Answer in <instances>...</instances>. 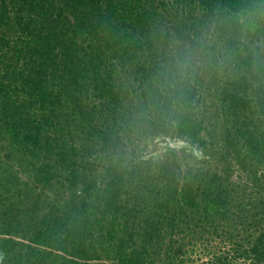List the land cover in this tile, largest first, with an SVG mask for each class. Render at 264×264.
<instances>
[{
    "label": "trees",
    "instance_id": "1",
    "mask_svg": "<svg viewBox=\"0 0 264 264\" xmlns=\"http://www.w3.org/2000/svg\"><path fill=\"white\" fill-rule=\"evenodd\" d=\"M199 44L209 45L203 47L208 67L199 60ZM118 68L139 83L140 92L153 93L157 102L173 93L163 105L147 104L160 110L156 118L162 124L172 126L166 135L174 132L203 148L207 142L194 111L197 98L202 86L220 95L243 140V154L234 166L243 173V183L236 184L240 192L218 188L223 175L215 174L206 185L200 177L194 178L195 185L173 181L172 188L166 186L158 199L149 201L153 192L146 181L156 176L149 168L143 170L140 161H130L136 155L129 151L128 157L123 149L116 167L101 159L105 176L98 186L94 176L101 166L84 162L94 152L82 154L75 146L76 134H83L84 142L99 134L105 155L110 144H126L110 138L125 118L119 104L122 87L112 80ZM91 88L99 93L89 99ZM73 104L76 115L68 116ZM110 104L119 109L113 119L98 111ZM99 113L103 119L93 120ZM79 119L91 120L81 133L74 130ZM0 128L19 142L16 149L30 154L35 180L43 188L61 182L75 188L81 172L88 174L81 195L85 200L65 216L50 206L32 238L27 221L15 217L12 189L3 190L0 264H96L91 260L102 257L117 264H150L145 247L137 246L135 232L147 227L159 231L167 223L175 228L177 213H189L197 222L206 213V220L216 214L232 222L236 218L234 222L243 223L240 227L254 238L243 256L264 262V229L257 237L251 234L264 226V0H0ZM233 192L241 200L236 215L226 208L229 200L238 202L230 196ZM10 234L30 240L28 250L24 252L13 237L3 238ZM147 235L145 246L158 237ZM207 264L228 261L214 256Z\"/></svg>",
    "mask_w": 264,
    "mask_h": 264
},
{
    "label": "rangeland",
    "instance_id": "2",
    "mask_svg": "<svg viewBox=\"0 0 264 264\" xmlns=\"http://www.w3.org/2000/svg\"><path fill=\"white\" fill-rule=\"evenodd\" d=\"M213 32L212 30L211 34ZM186 33L188 34V32ZM190 34H193V32ZM203 41L204 39H199V42L202 44ZM203 47H209V45L196 47L197 53L200 54L199 60L208 67L210 65H208L207 60L210 58L204 55ZM188 49L186 47V50H184L186 54H189ZM174 52L177 55V51ZM189 61V57L185 58L186 63ZM102 67H106V65L102 64ZM204 71L208 74L210 73V68ZM206 74L202 71L200 73L201 78ZM113 76L112 80L119 87H122L120 89L126 94L123 95L122 93L119 99V104L122 105L120 111H124L125 118H123V121L120 120L119 128L117 131L114 130V134L110 135V138L111 142L114 141L122 144L126 142L123 145L124 147L120 146L122 144L119 145L120 147L117 144H110V151L105 155L103 150L106 145L101 142L99 134L93 133L91 140L82 141L81 137H83V134L79 135L75 132L81 133L82 126L85 125L84 127L86 128L91 120L82 119L81 121L79 119V122H75L76 127L73 126L75 132L71 130L73 135L79 136V141H76L75 146L81 150L82 154L94 152L92 157L86 156L84 162H94L98 166H101L98 169L96 168L97 172L94 176L99 187L105 176V171L102 168L103 164L101 165L100 163L101 159L105 160V165L112 164L113 167H116V164H119L115 162L121 157L123 149L128 157L132 158V153L138 157H133L130 161H140L143 170L149 168L152 172L150 175L152 177L156 176V178L146 181L147 185H150L149 191L153 192L152 194L149 193L151 195L149 201L154 202L153 199L155 197L157 198L158 195H162L161 192H163L166 186L170 185L172 188L173 181L181 186L186 181H190V183L195 185L197 181L193 182L194 178L200 177L203 178V185H206L205 182H210L212 177H215V174L218 177H222L221 175H223V178H220V182L217 183L218 188L234 192L240 190L236 184L243 183V180L240 179L243 173H240L234 166L237 167V160L243 154V140L236 132L232 119L226 115L220 95L213 91L214 89L208 90L206 86H202L201 94L197 98L198 102L194 110L195 115L204 126L201 137L206 140L207 146L203 148L199 145L191 144L188 140L177 137L173 134L174 132L166 135L168 133L167 130H170L172 126L168 128L166 124H162V120L156 118L160 110L153 107V110H151L147 104L153 101L157 102L154 95H152L153 93L143 94L140 92L138 89L139 83L133 78L127 77L125 71L120 72L119 68L116 69V73ZM130 84L134 87L131 90L128 89ZM125 89H127V92H124ZM97 93L99 91H94L91 88L89 99H92ZM173 97V93H165L158 100V102L160 101L159 105H163L167 99H172ZM99 102L98 100L97 102H93V104ZM102 102L101 100V105ZM175 102L178 103L176 98ZM108 109L111 110L109 111ZM118 110L114 109L113 105L110 104L108 108L104 106L98 111L104 115L108 114L113 119L116 118L114 114ZM163 110L162 108L161 111L163 112ZM66 113L68 116L69 114L76 115L74 104L68 107ZM100 113L99 116L97 115L96 118L93 117L92 119H103ZM122 124L123 126H121ZM171 125H174V123ZM104 130L107 129L104 128ZM87 131H91V128L88 127ZM119 136H121L120 139ZM18 143L12 141L11 136L7 134L6 130L4 131V129L0 128V171L5 170L8 172L5 174L0 173V195H2L1 193H3L5 188L12 189V193L14 194L12 204L15 209H18L15 212L17 215L15 217H21L24 222L27 221L25 222V227L30 233V238H32L38 220L45 218L49 214L50 206L60 209L59 214H62V216L64 214L65 216V213H71L74 210V205L77 207V204L85 200L86 196L84 195L83 198L81 195L87 185L85 175L88 174L84 171L81 172V180L79 179V183L75 188L66 185L67 182H64V185L61 182V184H53L49 189H45L35 180L36 172L29 164L32 160L30 154L25 152L24 149H16L19 146ZM129 151L132 153L129 154ZM96 152L97 154L94 155ZM81 157L83 156L80 155V162ZM224 167L229 168L230 171H223ZM144 172L147 175V171ZM226 177H228V180ZM232 184L233 186L234 184L236 185V190ZM234 192L231 193L232 195L229 194L238 202L235 203L229 200L226 208L231 211L230 215H236L235 213H237L241 202V200L239 201L240 196H235ZM8 203L10 204V201ZM20 210L23 212L27 210L28 214H22L23 212H19ZM188 215L190 214L180 215V213H177L175 228L167 225V223L159 231H153L147 227L143 230L140 229V233L135 232L137 234L135 236L137 246L140 250L145 247L147 252L145 258H147L150 264H207L214 256L226 257L228 264H264V262L254 261L252 256L251 258L243 256L244 251L251 247L254 238L247 236L243 230L244 225L240 227L243 223L237 224L238 220L236 218L234 220L236 222H232L231 219L224 220L222 215L219 217L216 214L214 216L209 215V220H206V213L197 222L192 216ZM168 217L170 218V215H165L166 220H170ZM241 220L243 221V219ZM259 228L258 230H252L253 232L251 231L254 237L259 235L264 226ZM149 233L158 237L152 243L145 246L147 239L150 238L147 235ZM10 237L22 243V250L24 252L28 250L27 246L30 244V240H24L21 235L15 236L11 234L3 238ZM91 253V257H95V253L93 251ZM91 262H96V264H117V261L113 259L109 260L107 257H102V259L97 261H94L93 258Z\"/></svg>",
    "mask_w": 264,
    "mask_h": 264
}]
</instances>
